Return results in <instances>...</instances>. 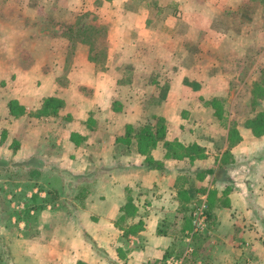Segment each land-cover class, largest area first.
Returning <instances> with one entry per match:
<instances>
[{
  "label": "crops",
  "instance_id": "0c3cea01",
  "mask_svg": "<svg viewBox=\"0 0 264 264\" xmlns=\"http://www.w3.org/2000/svg\"><path fill=\"white\" fill-rule=\"evenodd\" d=\"M127 68L147 82L121 81ZM260 69L264 0H0V156L40 171L54 157L73 191L36 237L5 232L14 264H167L186 247L264 264ZM201 200L207 226L192 234Z\"/></svg>",
  "mask_w": 264,
  "mask_h": 264
},
{
  "label": "rangeland",
  "instance_id": "374dc122",
  "mask_svg": "<svg viewBox=\"0 0 264 264\" xmlns=\"http://www.w3.org/2000/svg\"><path fill=\"white\" fill-rule=\"evenodd\" d=\"M253 3L255 6H258V4L262 3V0H253ZM94 29L95 30L91 32L90 35L96 36L95 39L97 45L94 46L93 49L91 48V55L100 62L97 65V68L100 69L103 68V58L106 52L104 41L105 29L97 23ZM130 55V52H127L126 54L119 53V57L122 56V58L129 57ZM133 60L134 64H128V68L131 70L136 68L141 69L140 66L136 65L137 59L133 58ZM260 66H262V64H260ZM243 67L244 72L247 74L249 71L248 67H252V63L247 62ZM128 68L126 72H124L126 77H123L121 81L128 82L129 84L136 81L135 84L138 86H142L147 82V79L144 76L133 79L132 72L128 70ZM257 69H259L258 65ZM120 70L121 68L118 67V71ZM260 73L261 75L257 78L258 82L255 84L256 91H262L264 87L263 70L260 69ZM243 80H245V82L247 81L245 78ZM243 80H241L240 84L244 82ZM64 81L62 82L64 83ZM121 81L119 79V82ZM151 82L152 85H154L157 82V78L153 77ZM255 96L257 98L261 97V95L259 96V93H256ZM44 103L46 104V108L41 112L42 114L54 112L59 106L58 101L48 102V100H45ZM143 112L149 114V111ZM240 112L241 114H245V111L240 110ZM257 122L262 126L259 127V129L264 131V116L263 118L260 117V121ZM4 136L5 133L3 132L1 139H3ZM17 144L18 142L15 143V146H17ZM49 154L54 156L56 153ZM0 157V262H2V264H14L7 247V240L10 238L7 239V237L4 236L5 232L7 230H12L15 232L16 236L34 238L39 234L41 228L39 215H41L42 211L46 210L53 212L54 210H59L64 212V210L67 209V212L70 213L71 206H66L65 203L69 202V198L73 196V191L69 186L72 185V178L68 177L67 174H63L64 171H67L66 168L59 167V162L54 157L45 160L46 163L42 164L46 166V171H40L41 165L36 160H31L28 163H25L22 160H16L12 157L8 158L2 154ZM65 180L69 181L66 184L69 188H65ZM83 180L88 182L85 178ZM202 202L203 200L199 201L188 211V214L190 213V219L193 208ZM204 244L207 245V242L204 241L203 238L197 241V246L199 247ZM177 247L176 250H183V245H181V243H178ZM186 249H184L181 255H177L178 257L174 256L176 260H182L181 264L211 262L210 259L213 257L212 254L208 255L209 253L207 252L206 255L204 252H193L185 256L184 253ZM214 257L216 258V256Z\"/></svg>",
  "mask_w": 264,
  "mask_h": 264
},
{
  "label": "built area",
  "instance_id": "2783aa9c",
  "mask_svg": "<svg viewBox=\"0 0 264 264\" xmlns=\"http://www.w3.org/2000/svg\"><path fill=\"white\" fill-rule=\"evenodd\" d=\"M191 233H200L205 230L207 225V205L205 204V201H203L198 206H195L191 212ZM190 241V237H186V242ZM191 253V249L188 247L185 250L184 255ZM174 260V261H173ZM173 260L167 261V264H179L182 260H176L173 258ZM181 264V263H180Z\"/></svg>",
  "mask_w": 264,
  "mask_h": 264
},
{
  "label": "trees",
  "instance_id": "16d2710c",
  "mask_svg": "<svg viewBox=\"0 0 264 264\" xmlns=\"http://www.w3.org/2000/svg\"><path fill=\"white\" fill-rule=\"evenodd\" d=\"M105 34V33H104ZM93 47L94 46H91V48L93 49ZM89 59L93 62V63H95L96 65H98V63H100L97 59H95V57H93L92 55H90L89 56ZM53 101H55L54 99H48V102H53ZM56 113V111H54V112H51L50 114L52 115V114H55ZM46 114H49L48 112L46 113ZM166 257H169V255L167 254V255H165V258ZM164 264V263H163Z\"/></svg>",
  "mask_w": 264,
  "mask_h": 264
}]
</instances>
